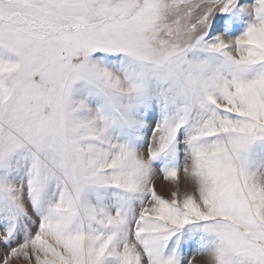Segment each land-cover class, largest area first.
<instances>
[{"label":"snow or ice","instance_id":"snow-or-ice-1","mask_svg":"<svg viewBox=\"0 0 264 264\" xmlns=\"http://www.w3.org/2000/svg\"><path fill=\"white\" fill-rule=\"evenodd\" d=\"M0 264H264V0H0Z\"/></svg>","mask_w":264,"mask_h":264}]
</instances>
